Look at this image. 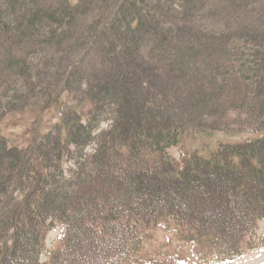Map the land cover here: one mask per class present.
Listing matches in <instances>:
<instances>
[{
    "label": "trees",
    "instance_id": "obj_1",
    "mask_svg": "<svg viewBox=\"0 0 264 264\" xmlns=\"http://www.w3.org/2000/svg\"><path fill=\"white\" fill-rule=\"evenodd\" d=\"M34 1L0 0L5 69L47 98L52 84L75 83L81 99L65 107L57 92L29 108L0 90V264H130L171 220L187 244L209 247L212 264L250 249L246 237L264 219V0H119L104 22L87 14L76 58L32 67L13 44L57 53L87 16L78 0ZM206 4L229 24L216 11L207 20ZM94 51L109 66L86 83L81 63ZM28 108L33 122L10 135L3 123ZM220 130L262 134L181 161L169 151ZM52 228L59 247L40 261Z\"/></svg>",
    "mask_w": 264,
    "mask_h": 264
},
{
    "label": "rangeland",
    "instance_id": "obj_2",
    "mask_svg": "<svg viewBox=\"0 0 264 264\" xmlns=\"http://www.w3.org/2000/svg\"><path fill=\"white\" fill-rule=\"evenodd\" d=\"M51 1L55 2L57 0H35L34 2L39 6L40 4H47ZM118 1L119 0H78L77 5L80 4L78 11L81 12V15L84 16L90 13L99 16L100 14H102L104 22L105 19L109 18V15L106 17L105 15L109 12V9H113L115 3H118ZM217 4H213V6ZM206 7L208 14L207 20L211 19V13H214V11H216L215 13L219 16L218 20H221L224 25L226 23L229 24L230 19L226 18V12L213 9L210 4H206ZM44 9L47 8L45 7ZM105 9L108 10L104 11ZM222 15H224L225 17H223ZM90 18L91 16L87 15L84 19L80 20V22L78 23L80 29L76 33V38H78V40L72 41V43L68 46H60L62 49L59 48L60 51H57L58 54L56 53L57 49L54 46H52L53 49L50 48V46H46L47 48L44 49H39V46L30 47V45H27L24 42L13 44L14 46L19 47V49H17V47H14L12 49L19 50L21 58H25L30 61L32 67L41 66V63L45 58H49L51 57V55L55 54L64 57H67V55L69 57L73 56L70 59L74 57L76 58V56L79 54V51H81V48L84 46L81 37L86 36V25L89 24ZM247 19H250V17H248ZM208 23L209 22L207 21L206 26H210V24ZM106 34L108 35V37L111 35L109 31H107ZM149 38L150 36L146 35V37L143 39L146 41ZM10 45L11 44L9 43V41L0 42V76L2 79L0 83L2 87H0V90L2 91V98H6L7 96L10 97L13 94L15 97L21 96L22 99L18 100V102L22 103V100L24 99V97H26V103L22 104L23 106L29 105V108H32V105H34L35 103H41L45 102L44 100L53 99L57 92L60 93L57 94L56 98H59V102H61L65 107H73L76 101L78 99H81L80 93L77 90L75 83L68 84L61 89L58 83L52 84V88L50 90L52 92V95L48 98V95H43L38 89L32 91V89L28 87V90L23 81L26 77L20 74L21 71H18L16 67H12L13 69L10 68V70L5 69V66L9 65L10 63L8 64V61L3 59L2 54H4V48L7 51L10 48ZM16 52L17 51H12L11 53L10 51V55L13 56V54L15 55ZM102 63L103 60L101 59V57H98V54L95 51L91 54H87L85 57V61L81 63V66H83L85 71V76H81L83 78V81H86V83L93 82L94 77L92 76L96 74V70L100 68L102 69V67L107 69V67L109 66L108 62L107 64ZM30 79L32 80V82H35V80H33L32 78ZM19 106H21V104H19ZM19 106H16L14 108L22 109ZM29 108L23 111L21 114H13L7 117L5 123H3V126L5 130L10 133V135L14 137H18L20 135L22 136V134L25 133L27 127L30 126V124L33 122L34 117H36V112L29 111ZM55 112H57V109H55V111L53 112L54 115ZM53 114L51 115V118H54ZM39 115L42 116L44 120H47V118L45 117L48 116L47 114H45L44 116V113L41 112ZM260 134L262 133H252L250 131L225 132L220 130L210 132L203 137L189 135L183 142V145L172 147L169 151L176 160L181 161L183 152L186 154L189 151H193L194 149L200 148L202 146L215 148L216 145L221 142H243L253 139ZM91 150L92 145L86 147V151L89 152ZM169 222L171 227L168 226V229H165L161 225H159L156 229L153 230L151 238L143 243L141 251L133 257V261L130 264H212L210 262L214 261L216 257L211 255L209 247H205L204 244L199 241L192 242L190 243V245L187 244L183 239L177 236L179 227L176 226L172 220ZM160 224H163V222H161ZM59 234L60 233L58 228H52L47 232L45 237V249L40 256V261L48 260V253L59 247ZM246 243L251 248L247 249L241 255L230 258L225 262V264H264V219L259 220L256 224V228L247 235ZM205 253H207V259L202 258Z\"/></svg>",
    "mask_w": 264,
    "mask_h": 264
}]
</instances>
